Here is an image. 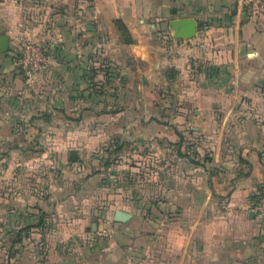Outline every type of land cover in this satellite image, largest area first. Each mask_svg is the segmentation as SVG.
<instances>
[{
	"label": "crops",
	"instance_id": "crops-1",
	"mask_svg": "<svg viewBox=\"0 0 264 264\" xmlns=\"http://www.w3.org/2000/svg\"><path fill=\"white\" fill-rule=\"evenodd\" d=\"M20 1L24 0H0V34H8L9 30L2 31L4 27L18 28ZM42 3L50 9L54 5L59 7L57 12L48 14L52 31L60 35L61 46L71 48L75 42L77 52H82L79 57L66 59V66L81 67L92 60L97 64L94 54L101 47L105 65L113 70L117 67L129 83L122 95H128L127 99L130 93L145 88L143 79L154 75L163 80L168 75L173 77L174 97L179 102L178 111L168 124L158 120L169 109L147 107V102L138 95L137 107L124 99V107L103 119L99 117L98 120L111 121L108 131L122 138L131 136V130L134 137L145 136L149 129L160 138L169 131L185 128L204 132L214 151L210 162L217 167L211 171L210 163L198 165L187 176L184 186L179 183L173 188L172 184L176 193L178 189L184 190L180 191L182 197H176L172 203L169 223H162L169 225L168 229L160 228L153 234L134 232L129 228L134 227V219L130 218L129 222L114 223L121 226L123 233L103 238L79 233L76 227L81 223L77 221L68 229V222L60 217L64 214L60 210L63 205L56 202L54 206L51 198H36L35 192L66 189V185L59 181L55 184L59 178L51 180L43 165H39V158L36 157V164L32 155L26 156L23 147L32 144V140L56 146V160L42 157L40 164L64 166L66 145L83 144V139L77 133L67 138L64 127L55 122L61 117L55 115L72 113L77 119L81 110L77 104L68 102L69 90L62 88L55 92L51 88L45 97L47 117L40 120L36 103L21 107L18 104L17 96L13 95L19 93L15 89V76L9 86L0 88V150L8 151H0V180L10 175L11 188L17 189L18 195L21 189H27V201L16 197L11 217L0 216V259L7 253V264H263L259 232L264 231V222L249 211V206L252 195L264 189V18L252 12L246 0H43ZM177 17L197 19L200 26L194 37L175 38L173 30L169 32L167 19ZM116 18L125 23L133 43L122 40L113 21ZM86 53L90 59L85 58ZM190 61L200 64L197 71L189 67ZM202 66L208 67L207 70L200 71ZM65 80L77 83L80 78L70 72ZM133 81H137L136 89ZM29 111L36 114L35 119L27 116ZM136 111L140 117L133 121L130 116ZM184 114L189 115L183 121ZM82 126L80 122L76 128ZM41 131L56 133L45 138L36 136ZM213 193L222 198L215 202L211 198ZM196 194L201 195L197 201L200 211L212 203L224 206L225 220L192 219ZM48 212L53 213V219ZM8 241L13 243L9 250L4 245Z\"/></svg>",
	"mask_w": 264,
	"mask_h": 264
},
{
	"label": "rangeland",
	"instance_id": "rangeland-1",
	"mask_svg": "<svg viewBox=\"0 0 264 264\" xmlns=\"http://www.w3.org/2000/svg\"><path fill=\"white\" fill-rule=\"evenodd\" d=\"M20 2L21 15L17 22L18 28L4 27L2 29V31L9 30V47L6 51H0V88L9 86L16 76L15 89H18L19 93L13 95L17 96L20 107L36 103L39 106L37 110L41 113L40 120L47 117L45 97L49 95L51 88L55 92L62 88L69 90L68 102L70 105L77 104L81 110L77 119L72 113H58L61 115L56 113L55 115V117H61L55 122L64 127L63 132L67 138L77 133L81 134L83 139V144L66 145L64 166L60 167L59 164L54 166L49 162L40 164V161L43 162L42 157L56 160V146L45 144V141L37 144L32 140V144L23 147L27 151L26 156L32 155L36 164L39 158V165H43V170L49 174L51 180L59 178L54 181L55 184L59 181L66 185V189H36V198L38 196L51 198L54 206L57 205L56 202L62 204L60 210L63 209L61 212L64 214L60 217L68 222V229L70 224L77 221L81 223L76 227L79 233L91 234L93 238H103L111 233H123L121 226H114L116 222H124L114 219L117 209L131 213L130 219H134V227L129 228H133L134 232L153 234L160 228H170L169 225L163 226V224L169 223L172 203L176 197L177 199L182 197L180 191L184 190L178 189L176 193V189H172V184L173 188L178 187L179 183L184 186L188 180L187 176L198 165L210 163L208 167L211 171H215L217 167L210 162L212 158L214 159V151L208 143L207 136L204 132L185 128L175 132L169 131L161 138L149 129L145 136L134 137L135 134L131 130V136L122 138L120 134L108 131V122L111 121L98 119L100 116H103V119L110 113L118 111L120 107H124L126 105L124 99L137 107L135 97L139 95L147 102V107L156 105L160 109H169L167 115H162L163 120H158L166 121L168 124V121L174 118L172 116L177 113L179 102L174 97L176 92L173 77L168 75L163 80L160 76L154 75L151 79H143L142 84L146 90L145 88L137 89L135 94L130 93L127 99L128 95H122L129 87V83L123 79L117 67L113 70L105 65L106 59L101 55V47H98L94 54L97 64L92 60V63L81 67L65 65L66 59L79 57L82 52H77L75 42L72 43L71 48H63L60 35L52 31L48 13L53 10L57 12L59 9L57 5L50 9L46 7L48 5H43V0ZM71 8L74 7L71 6ZM169 19H167L166 28L170 32ZM159 27L161 28L162 25ZM72 38L75 39L74 34ZM27 43L38 48L45 58V64L35 72L33 71L32 75L29 74V64H25L23 60ZM84 55L85 58L90 59L89 53ZM207 68L202 66L200 71H206ZM70 72L79 76L80 81L77 83L71 80L66 81L65 75ZM136 82H131L135 89ZM22 90H25L26 95L25 92L21 93ZM32 111H29L28 117L36 116ZM136 113L138 112H133L130 116L133 121L140 117ZM189 114L182 115L183 121ZM166 118L168 120H165ZM80 122H82V128H76ZM42 132H37L36 136L45 138L56 133L51 131L43 134ZM8 148L10 147L5 149ZM72 150L76 152L75 159L70 157ZM24 177H27V174ZM11 180L10 175L1 177L0 180V216L3 214L8 218L14 212L12 207L16 197L23 202L27 201V189H21L22 192L18 195L17 189L11 188ZM211 198L216 202L222 197L213 193ZM200 199L201 195L196 194L192 219L205 222L225 220L224 206L216 207L212 203V206L200 211L201 208L197 204ZM255 203L256 201L251 202L249 211L253 212L251 209ZM52 212H48L50 219L54 218ZM258 217L264 222L263 216ZM259 233L262 237L259 243L260 249H264L262 244L264 231L260 229ZM11 244L13 245L8 241L4 245L9 250ZM6 254L0 259V264H7L9 257ZM262 262L264 264V259Z\"/></svg>",
	"mask_w": 264,
	"mask_h": 264
},
{
	"label": "water",
	"instance_id": "water-1",
	"mask_svg": "<svg viewBox=\"0 0 264 264\" xmlns=\"http://www.w3.org/2000/svg\"><path fill=\"white\" fill-rule=\"evenodd\" d=\"M200 23L194 17H177L169 20V27L173 30L175 38H192L196 35ZM9 47V35L0 34V51H6ZM72 159L76 158V152H70ZM131 217V213L117 209L114 219L118 221H126Z\"/></svg>",
	"mask_w": 264,
	"mask_h": 264
},
{
	"label": "built area",
	"instance_id": "built-area-1",
	"mask_svg": "<svg viewBox=\"0 0 264 264\" xmlns=\"http://www.w3.org/2000/svg\"><path fill=\"white\" fill-rule=\"evenodd\" d=\"M247 6L250 10L256 14L261 15L264 18V0H246ZM24 63L29 64V74L32 75L33 71L41 68L45 64V58L40 54L38 48L34 47L31 43L25 45ZM199 63L196 61H190L189 67L193 71H197ZM258 216L264 217V197H262L254 207L251 209Z\"/></svg>",
	"mask_w": 264,
	"mask_h": 264
},
{
	"label": "trees",
	"instance_id": "trees-1",
	"mask_svg": "<svg viewBox=\"0 0 264 264\" xmlns=\"http://www.w3.org/2000/svg\"><path fill=\"white\" fill-rule=\"evenodd\" d=\"M113 21L121 35L122 40L125 43H133L134 39L131 37L130 32L125 23L119 18H116ZM262 197H264V189H260L258 193L252 195L253 203L254 201H256L257 203Z\"/></svg>",
	"mask_w": 264,
	"mask_h": 264
}]
</instances>
